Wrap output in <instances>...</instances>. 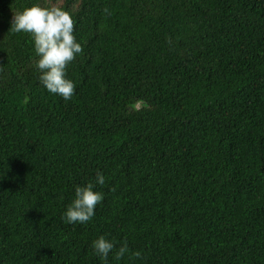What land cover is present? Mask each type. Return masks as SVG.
<instances>
[{
	"label": "trees",
	"instance_id": "1",
	"mask_svg": "<svg viewBox=\"0 0 264 264\" xmlns=\"http://www.w3.org/2000/svg\"><path fill=\"white\" fill-rule=\"evenodd\" d=\"M35 3L83 49L67 101L11 30ZM100 235L130 250L108 264H264V0H0V264H105Z\"/></svg>",
	"mask_w": 264,
	"mask_h": 264
},
{
	"label": "clouds",
	"instance_id": "2",
	"mask_svg": "<svg viewBox=\"0 0 264 264\" xmlns=\"http://www.w3.org/2000/svg\"><path fill=\"white\" fill-rule=\"evenodd\" d=\"M13 32L30 34L36 56L35 68L39 72L40 84L52 94L69 100L75 90L74 82L67 78L66 68L82 52V46L74 36V22L69 12L56 7H44L39 3L24 7L13 14ZM105 176L97 172L95 181H89L74 188V197L62 214L67 224H83L95 215V209L104 199V194L95 191L96 185H104ZM116 248L115 242L104 235L91 242L93 253L105 264L109 254ZM127 243H122L113 253L115 260H121L129 253ZM140 253H135L139 257Z\"/></svg>",
	"mask_w": 264,
	"mask_h": 264
}]
</instances>
